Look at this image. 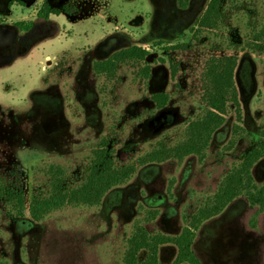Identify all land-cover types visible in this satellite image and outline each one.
<instances>
[{
    "label": "rangeland",
    "instance_id": "1",
    "mask_svg": "<svg viewBox=\"0 0 264 264\" xmlns=\"http://www.w3.org/2000/svg\"><path fill=\"white\" fill-rule=\"evenodd\" d=\"M14 1L19 7L8 11L0 0V25L38 26L48 1L59 16H51L49 32L41 27L31 35L39 43L26 55L13 60L11 44L0 57L12 60L0 67V264H123L135 226L179 235L261 143L264 45L254 38L264 28V0H224L217 28L199 31L209 0L185 8L180 0ZM133 46L149 53L145 61L120 64L113 77L93 71L95 62ZM224 56L237 58L240 122L229 107L203 161H145L159 146L181 143L205 114V64ZM157 93L168 95L163 109L152 100ZM103 144L130 177L99 205H66L33 221L31 201L47 198L58 177L68 189L80 186ZM253 177L264 184V159ZM193 250L202 264H264V210L236 199L199 228ZM175 257L173 246L160 248L161 264Z\"/></svg>",
    "mask_w": 264,
    "mask_h": 264
},
{
    "label": "trees",
    "instance_id": "2",
    "mask_svg": "<svg viewBox=\"0 0 264 264\" xmlns=\"http://www.w3.org/2000/svg\"><path fill=\"white\" fill-rule=\"evenodd\" d=\"M188 1L180 0V7L185 8ZM224 0H209L206 11L198 21L197 30H215L222 18V3ZM58 13L47 4H43L38 18L46 22L50 15ZM34 22H19L14 26L0 25V50L6 41H14L15 33L28 34ZM16 30V31H15ZM31 39V38H30ZM28 39L23 47L18 49V55H26L39 41ZM255 43L264 45V28L254 38ZM12 43V42H10ZM5 45H9L6 43ZM258 45V44H256ZM2 48V49H3ZM173 49H178L175 47ZM149 53L136 46L119 50L107 59L95 62L93 71L98 75L113 77L117 66L126 62L145 61ZM12 60H0V67L8 65ZM237 68V58L234 56L213 57L205 64L203 80L206 85L203 101L208 110L205 114L190 123L186 129L184 140L173 146H159L150 153L146 160L149 163H161L167 160L181 161L189 156H196L203 161L213 134L225 123L229 107L237 110V120L240 122V111L237 90L234 83V74ZM145 77H149V68H144ZM157 109H163L168 103V95L157 93L152 96ZM239 126H233L236 134ZM261 143L251 149L241 164L231 169L222 180L214 196L200 207L188 220L186 226L177 236L170 237L162 234L149 233L142 225L134 228L127 243L123 257V264H161L159 250L163 246H173L176 257L171 264H202L196 257L193 245L196 232L207 221L219 216L229 204L240 197H244L250 208L264 210V184L257 185L253 177V168L264 159V130L260 133ZM132 170L115 167L111 153L103 144L94 152V159L86 180L78 187L68 189L61 178L51 183L50 195L44 199L32 200L29 214L33 221H40L46 214L58 210L66 205L96 206L103 197L114 187L124 183L131 175ZM59 175L61 172H56ZM21 216L25 211L24 201L19 199ZM155 213H152L154 218Z\"/></svg>",
    "mask_w": 264,
    "mask_h": 264
},
{
    "label": "flooded vegetation",
    "instance_id": "3",
    "mask_svg": "<svg viewBox=\"0 0 264 264\" xmlns=\"http://www.w3.org/2000/svg\"><path fill=\"white\" fill-rule=\"evenodd\" d=\"M47 5L49 6V8H51L52 10H54L55 11V9H53V5H52V3L50 2V1H48V3H47ZM51 16H56V17H58L59 15L57 14V15H54V14H52V15H50L49 16V18H48V20L46 21V22H44V21H39V22H37V23H40V24H38V26L36 25V23L34 22V26H33V28H32V30L28 33V34H26V36L25 37H23V38H17V39H14V41H6V43H9V45H2V46H4V48L3 47H1V50H0V57H3L2 55L3 54H5L6 52L8 53V49L10 50L11 48H13V51H12V53H13V56H14V54H17L18 53V49H20L21 47H23L24 46V44L26 43V41L28 40V39H30V38H32V34H34V33H36L39 29H41V27H44L43 29H46L45 31H47V27H49V25H51L50 24V20H51ZM49 29V28H48ZM16 31V30H15ZM44 31V32H45ZM47 32H49V31H47ZM43 33V32H42ZM10 42H12V43H10ZM13 45V47H12V45ZM11 45V46H10ZM3 48V49H2ZM4 58V57H3ZM13 58V57H12Z\"/></svg>",
    "mask_w": 264,
    "mask_h": 264
},
{
    "label": "crops",
    "instance_id": "4",
    "mask_svg": "<svg viewBox=\"0 0 264 264\" xmlns=\"http://www.w3.org/2000/svg\"><path fill=\"white\" fill-rule=\"evenodd\" d=\"M10 1H14V0H6V7L7 6H10V9L8 10V11H12L13 10V8H15V7H19V5H15V3H16V1H14V3L12 4V5H10ZM35 1V0H34ZM25 4V3H24Z\"/></svg>",
    "mask_w": 264,
    "mask_h": 264
},
{
    "label": "water",
    "instance_id": "5",
    "mask_svg": "<svg viewBox=\"0 0 264 264\" xmlns=\"http://www.w3.org/2000/svg\"><path fill=\"white\" fill-rule=\"evenodd\" d=\"M16 58H17V54H14V56H13V60L16 59Z\"/></svg>",
    "mask_w": 264,
    "mask_h": 264
}]
</instances>
